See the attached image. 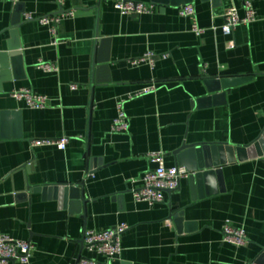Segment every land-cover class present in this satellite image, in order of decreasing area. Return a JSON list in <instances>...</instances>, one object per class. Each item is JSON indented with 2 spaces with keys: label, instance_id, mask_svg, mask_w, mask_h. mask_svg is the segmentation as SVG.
Returning <instances> with one entry per match:
<instances>
[{
  "label": "crops",
  "instance_id": "obj_1",
  "mask_svg": "<svg viewBox=\"0 0 264 264\" xmlns=\"http://www.w3.org/2000/svg\"><path fill=\"white\" fill-rule=\"evenodd\" d=\"M130 1L154 10L123 15L114 0H65L62 7L0 0V66H8L0 71V235L32 244L28 264L84 257L105 264L82 247L84 234L122 224L129 229L111 264H253L264 246V156L216 169L221 176L202 188L182 179L163 204L138 202L134 190L157 167L152 153L165 154L167 168L187 169L173 155L185 143L244 147L262 135L264 0H253L256 22L231 36L224 15L237 8L243 18L242 0ZM189 4L195 15L181 16ZM69 11L74 16L55 32L39 21ZM29 14L35 19L26 20ZM41 63L58 70L45 72ZM225 78L248 81L207 92V80ZM152 85L154 92L129 98ZM23 89L45 96L48 106L32 109L12 97ZM122 100L130 127L116 133ZM62 137L70 140L65 150L31 143ZM182 212L189 231L169 220ZM226 223L245 230L246 246L224 242Z\"/></svg>",
  "mask_w": 264,
  "mask_h": 264
},
{
  "label": "built area",
  "instance_id": "obj_2",
  "mask_svg": "<svg viewBox=\"0 0 264 264\" xmlns=\"http://www.w3.org/2000/svg\"><path fill=\"white\" fill-rule=\"evenodd\" d=\"M16 2L17 0H13ZM55 3L62 7L65 0H54ZM115 8L123 15L129 14H150L154 10V6L142 2H135L130 0H114ZM242 7L244 10V17L241 18L237 8L229 9L225 15V25L223 32L226 36H231L240 25H249L256 22L257 16L253 6V0H242ZM181 16H194L195 8L192 4L185 5L180 8ZM66 16H74L73 11L40 18L39 21L44 26H49L52 32H55L58 24ZM32 15H26V20H34ZM204 29L195 25L193 32L196 35H202ZM233 47V44H231ZM152 58L147 55L144 58L135 60L132 64L139 65ZM39 68L45 72H56L58 68L53 64L41 63ZM156 87L154 85L147 86L140 92L129 96L138 97L140 95L154 92ZM12 97L19 101H25L32 109H43L48 106V99L45 96L38 95L31 90L23 89L13 91ZM125 100L118 103V115L113 122L112 131L116 133H125L129 130V121L124 110ZM69 138L62 137L58 139H36L33 140L32 146L44 147L55 146L60 150H65L69 143ZM150 161L156 164V169L146 172L139 180L140 186L134 190V197L138 202H147L151 206L165 203L166 191H176L182 179H187L190 175L189 171L184 167L167 168L165 165V154L152 153L150 154ZM129 229L125 224L115 228L105 230L102 232L86 231L83 242L84 249L90 253L98 254L106 258L107 263L111 264L116 260L122 252V236ZM224 242L243 247L248 242V237L243 229L235 228L231 224L226 223L223 227ZM33 252V246L30 242L15 240L6 235H0V264H10L11 262H19L21 264H28L30 262ZM77 264H102L94 259L81 258Z\"/></svg>",
  "mask_w": 264,
  "mask_h": 264
},
{
  "label": "water",
  "instance_id": "obj_3",
  "mask_svg": "<svg viewBox=\"0 0 264 264\" xmlns=\"http://www.w3.org/2000/svg\"><path fill=\"white\" fill-rule=\"evenodd\" d=\"M191 0H188L190 2ZM20 23H14L13 26L18 27ZM16 33V32H14ZM8 68L7 64L0 66L1 73H4ZM248 81V78H225L222 80H207L205 82L207 86V92L209 94H215L222 89H228L237 85H240ZM212 98L202 100L199 104L209 103ZM173 155L175 156L178 165L187 167L190 175L188 180L192 186L202 188V184L208 185V182L215 176H221L222 170L219 169L227 164L235 163L236 161H245L257 157L264 156V132L262 135L251 145L244 147H235L231 144H183L181 148L176 150ZM90 169L92 165H90ZM181 182L177 190L180 189ZM55 192L61 190L65 195L73 192L75 188H54ZM174 191H166V193H172ZM203 195V194H202ZM208 195V193H207ZM74 198V196H72ZM203 197V196H202ZM78 200L85 203L81 196H78ZM169 220L175 224L178 231H183L184 228L189 231V224L184 220V213L176 215L170 214ZM84 247V242H81ZM253 264H264V246L261 248V252L253 262Z\"/></svg>",
  "mask_w": 264,
  "mask_h": 264
}]
</instances>
